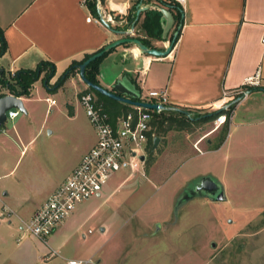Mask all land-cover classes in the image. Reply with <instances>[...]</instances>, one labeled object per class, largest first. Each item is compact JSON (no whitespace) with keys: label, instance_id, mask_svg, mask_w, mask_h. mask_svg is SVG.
Returning <instances> with one entry per match:
<instances>
[{"label":"crops","instance_id":"0c3cea01","mask_svg":"<svg viewBox=\"0 0 264 264\" xmlns=\"http://www.w3.org/2000/svg\"><path fill=\"white\" fill-rule=\"evenodd\" d=\"M136 1L104 0L103 3H99L104 19L110 26L107 28L101 22L94 20L96 17L84 4V0H0V28L7 45L6 51L0 56V68L4 71V75L7 77L21 69H35L40 61L51 62L54 65V74L48 80L47 85L43 83L45 87L42 85V77L47 71L46 66V69L31 84L29 93L20 96L26 110L24 112L26 117L33 115L36 102L44 98L48 102V107L58 104L57 113H60L59 115L65 121L64 128L67 127L65 130L73 131L79 137L82 135V122L86 118L79 102V94L87 89V85L80 78L78 70L70 74L60 86L54 87L53 84L72 61L81 60L85 54L96 52L109 42L126 36V33L119 34L117 31H127L129 25H127L125 14L131 10ZM157 1L142 0L143 4H155ZM180 6L183 11V22L178 38L166 56H149L139 52L140 50L135 44H120L112 48L98 63L96 74L98 84L110 89L117 80H120L128 87L138 88L140 94H142V90H145L146 93L151 90L164 91L168 103L180 108L188 107L208 112L219 109L230 100H234L233 93L243 88L248 78H253L257 82L256 85H252L258 87L253 89L256 90L255 92L264 93V0H184ZM88 16H91L90 21L86 20ZM143 17L144 12H141L135 23L136 28L139 29L138 36L147 38L152 47L164 49L168 45L170 35L174 32L175 27L172 26L167 38H149L140 29ZM135 50L138 51L135 52ZM246 88L249 91L248 96L236 102L235 106L250 96L249 86ZM45 89L53 91L51 94H58L60 102L55 100V103L51 104L50 99L54 98L50 97ZM7 93L10 92L5 87H0V94ZM18 115L19 113L15 117ZM234 118V111H232L227 133L218 147L201 149V155L188 160L181 169L195 163V160L200 161L201 159L202 161L204 159L203 164L210 155L222 153L233 138L234 129L236 131L251 129V127L259 125L255 123L264 122L263 115L251 118L241 117L237 121ZM27 127L28 124L24 129ZM218 127L199 135L195 141L197 147L203 146V141L207 146H211L213 144L212 137ZM93 133L92 141L84 146L80 157L95 143L94 129ZM23 139L22 132L17 125H13L12 128H6L3 125L0 127V148L3 145H9V149L15 148V145L24 141ZM31 140L32 138L28 139L24 147ZM160 142L161 137H159L158 144ZM204 155L206 158H201ZM136 168L137 163L135 162L126 177H132L133 172L137 171ZM140 171V176L144 177L151 185H155L153 191L143 190L145 193L143 203L146 200L147 202L153 201L162 195L159 199L163 202L160 212L164 211V215L172 209L174 210L176 198L194 178L210 174L218 179L208 169L195 173L184 171L180 176H173L172 180L167 181L163 177V172L153 166H150L147 173ZM9 172H12V169L0 174V177ZM64 178L57 182L50 181L45 189L46 194L38 200L39 202L37 201L38 203L31 209L28 216H31ZM218 181L224 188L222 181L220 179ZM106 185L94 197H100L103 194L104 197H108L114 192L115 188L110 189ZM159 190H162V194L156 197L154 193ZM78 206L56 227L46 242L31 236L36 244L33 254L40 262L43 261L46 264V261L53 259L55 255L49 258L45 257L50 248L60 254V247L67 242L70 230L76 226L82 215L81 211L84 206ZM134 208L135 210H133V206L129 209L124 208V214L119 215L121 220L124 217L123 223L125 220L130 222L129 218L132 217H136L137 222L142 223L152 218V216L148 218L149 210L139 217L138 214L142 211V207ZM19 219L18 229H20L21 220L26 218L19 217ZM175 220V218H172L171 221L162 219L156 224V229L161 228L162 222L165 221V223L175 225ZM7 221L10 226L12 221ZM106 229L107 226L100 230L104 232ZM25 236L26 234H17L15 239L19 242ZM1 242L2 238H0V244ZM106 244L107 241L103 237L93 244H88V238L83 236L75 253L60 255L64 258L65 263L69 258L82 260L96 258L95 260L100 263L111 264L112 251L115 249L112 247V250ZM19 250H23L24 256H26L25 250L29 251L27 244ZM23 262L30 264L27 260Z\"/></svg>","mask_w":264,"mask_h":264},{"label":"rangeland","instance_id":"374dc122","mask_svg":"<svg viewBox=\"0 0 264 264\" xmlns=\"http://www.w3.org/2000/svg\"><path fill=\"white\" fill-rule=\"evenodd\" d=\"M42 85L45 87L43 82ZM45 90L60 102L58 94ZM255 91L251 90L250 96L233 108L235 121L241 117L264 116V93ZM233 94L235 98L239 96L237 92ZM140 99L154 100L145 90H142ZM47 104L43 98L36 102L31 117L18 112L17 117L7 119L3 125L6 128L17 125L24 141L15 148L9 149V145L0 148V174L12 169L0 177V213H4L0 215V264H25L24 260L30 264H44L33 254L36 250L33 237L26 234L19 242L15 239L22 233L18 229L19 217H30L29 212L44 197L50 181L66 178L79 163L84 146L93 138V127L84 110L86 119H83L79 137L75 132L65 130V121L57 113L58 104L51 107ZM207 112L191 110L193 115ZM231 118L232 114L228 122H224L222 115L201 122L175 121L174 127L167 131H155L161 142L154 149L152 144L150 152L145 150L144 160L136 161L137 171L132 177H126L130 173L129 167L115 171L105 184L110 189L115 188L110 196L91 197L79 204L84 206L82 215L70 230L67 242L60 247V254L75 253L84 236L88 238V244L103 237L106 245L115 249L111 264H264V122L255 123L259 125L251 129H234V136L222 153L210 155L203 164L204 159L198 158L200 161L195 160L194 165L181 169L188 160L201 155V149L214 147L225 128L229 127ZM26 124L28 127L24 129ZM178 124L180 126L176 127ZM216 126L219 127L212 137L213 144L207 146L203 141V146L197 147L196 138ZM30 138L32 140L24 147ZM150 166L163 172L165 181L184 171L195 173L208 169L224 184L226 198L211 201L195 197L180 207L176 216L173 209L164 215V211L160 212L163 202L159 201L162 190L154 193L159 197L143 203V190L153 191L155 185L140 176V170L147 173ZM123 206L128 209L133 206V210L142 207L138 216L149 210L148 218H152L142 223L132 217L130 222L125 220L123 223L124 217L119 218L121 213L124 214ZM9 210L12 211L10 215L7 214ZM172 218L176 219L175 225L165 221L156 229L159 221H171ZM7 220L12 221L10 226ZM105 226L107 229L102 232L100 229ZM25 244L29 250H25L26 256L23 250H19ZM60 254L57 252L45 263L66 264ZM95 259L90 264H103Z\"/></svg>","mask_w":264,"mask_h":264},{"label":"built area","instance_id":"2783aa9c","mask_svg":"<svg viewBox=\"0 0 264 264\" xmlns=\"http://www.w3.org/2000/svg\"><path fill=\"white\" fill-rule=\"evenodd\" d=\"M182 5L184 0H173ZM99 6V2H97ZM140 6L149 9L160 10L165 7L161 0L154 3ZM102 17L104 18L103 14ZM91 20V16L86 18ZM100 22V18L94 19ZM136 25L129 24L126 36L137 37ZM253 78H248L243 88L238 89V97L244 98L249 91L247 86L256 85ZM148 96L153 97L157 104L166 105L167 96L164 91L151 90ZM142 100V99H141ZM146 101V100H144ZM79 102L85 115L96 133L95 143L82 155L79 163L72 169L70 174L52 191L47 199L31 214L26 220H21L20 230L22 234L33 236L43 242L52 234L56 227L72 212L76 207L97 196L107 182L108 178L115 171L129 167L133 168L134 163L139 160V156L146 150L148 142L155 133L152 130L153 112H159L162 108L148 109L141 106L130 105V109L111 116L97 99L91 90H83L79 94ZM54 104L55 99H50ZM18 110L9 109L6 111V119H12L18 114ZM11 210L7 213L10 215ZM4 215L3 212L0 213ZM57 254V251L50 248L45 257L49 258ZM91 259L82 260L69 258L66 264H88Z\"/></svg>","mask_w":264,"mask_h":264},{"label":"trees","instance_id":"16d2710c","mask_svg":"<svg viewBox=\"0 0 264 264\" xmlns=\"http://www.w3.org/2000/svg\"><path fill=\"white\" fill-rule=\"evenodd\" d=\"M104 0H84V4L87 6V8L90 10L91 13L95 15L96 18H99L98 12H97V2L103 3ZM139 0H137L131 7V10L125 14V18L127 21V25H129L136 17L135 12L137 9V4ZM161 3L168 8L173 16H174V24L175 27L174 32L177 31V35L175 38V42L178 38L180 28L183 22V11L181 6L174 2L173 0H161ZM140 15V14H139ZM139 18V16H138ZM138 19L136 20V22ZM135 22V23H136ZM163 25H164V19L162 18V15L159 11L156 10H146L144 11V17L142 19V22L140 24V29L146 34L149 38H156V39H163L162 38V32H163ZM180 28L178 29V27ZM173 32V33H174ZM173 33L170 35V39L173 35ZM143 44H145L148 47H152V45L149 43L147 38H142L137 36ZM174 42V43H175ZM7 45L6 41L3 36L2 29L0 28V56L6 51ZM101 49V48H100ZM98 49V50H100ZM97 50V51H98ZM109 52V51H108ZM104 53L102 56L96 58L95 60L91 61L86 67H85V76L93 83L98 84L96 79L97 74V65L100 62V60L108 53ZM94 53V52H93ZM90 54H85L84 57L81 60L78 61H72L70 65L63 71V73L58 77L56 82L53 84L54 87L60 86L63 81L72 73L76 72L78 70L79 64L82 63L86 58H88ZM44 76L42 77V81L45 85L48 84V80L52 77L54 74V65L51 62L47 61H40L35 69H21L16 71L14 74L5 76L4 71L2 68H0V87H5L11 94L21 96V95H27L29 93V88L34 80L38 78L40 73L46 69ZM258 87L249 86V90L257 89ZM88 90H91L95 93L97 99L103 104L105 110L111 115L115 116L117 114H120L122 112H125L126 110L130 109V105L117 101L115 99H112L110 97H107L100 92L87 87ZM136 91L140 95V90L136 88ZM3 95V94H0ZM167 109H162L159 112H153L152 117V130L155 131H161L165 132L168 129L174 127L173 124H175V121L180 122H191V121H207L216 118L217 116H224L225 120L224 122H228L230 115L232 114L233 108L235 106V103L233 100H230L225 106L207 112L205 114H192V118H186L187 116L181 112L175 111L171 109L172 107H177L171 103H167L165 105ZM183 109L189 110L191 112L192 108L183 107ZM185 117V119H184ZM197 117V118H196ZM176 125V127H179ZM161 128V129H160ZM228 127L225 128L224 132L220 136L218 142L214 145V147H218L220 143L225 138V135L227 133ZM159 135V134H158ZM152 148V142L151 140L148 142V145L146 147V151L150 152Z\"/></svg>","mask_w":264,"mask_h":264},{"label":"water","instance_id":"95a60500","mask_svg":"<svg viewBox=\"0 0 264 264\" xmlns=\"http://www.w3.org/2000/svg\"><path fill=\"white\" fill-rule=\"evenodd\" d=\"M141 1V0H140ZM146 10H150L148 7H142L140 6V2L137 4L136 9V17L131 22V24H135L136 20L138 19V16L141 12H144ZM162 18L164 19V25H163V32L162 37L167 38L168 32L172 28L174 24V16L172 12L166 8L162 7L160 10H158ZM97 12L100 18V22L104 24L107 28H110L109 24L105 21V19L102 17V12L100 10V7L97 6ZM180 26L178 27V29ZM119 34L127 33L119 30L117 31ZM177 35V31H175L169 40L168 45L164 49L156 48V47H148L145 44L141 42V40L138 37H130V36H123L116 40H113L103 46L100 50L94 52L92 55H90L88 58H86L82 63L79 64L78 72L79 76L82 79V81L87 85V87H90L101 94L110 97L112 99H115L117 101L126 103L128 105H135V106H141L148 109H167L166 106L162 104H157L155 102L150 101H144L140 99L139 93L134 89L133 87H128L125 85L122 81L117 80L113 85L112 88L106 89L99 84L91 82L86 76H85V67L96 58L102 56L104 53L110 51L112 48L124 44V43H132L135 44L140 52L142 54H147L149 56L153 57H162L166 56L171 50L175 42V38ZM241 99V97H237L233 100L234 103L238 102ZM17 109L20 112H26L22 99L20 96L7 93L0 95V127L4 125L6 121V111L9 109ZM171 109L181 112L185 114L186 116L191 117L192 113L189 110L180 108V107H172ZM159 141V137L155 136L153 138V149L157 146ZM140 160H144V155L141 154L139 156ZM195 197H205L208 198L211 201H221L225 200V192L222 184L218 181L217 178L210 174L206 175H200L194 178L178 195L176 198V202L174 204V214L176 216L177 210L184 205L189 200L195 198ZM214 245V244H213Z\"/></svg>","mask_w":264,"mask_h":264},{"label":"bare ground","instance_id":"6f19581e","mask_svg":"<svg viewBox=\"0 0 264 264\" xmlns=\"http://www.w3.org/2000/svg\"><path fill=\"white\" fill-rule=\"evenodd\" d=\"M138 51V50H135V52ZM140 52V51H139Z\"/></svg>","mask_w":264,"mask_h":264}]
</instances>
